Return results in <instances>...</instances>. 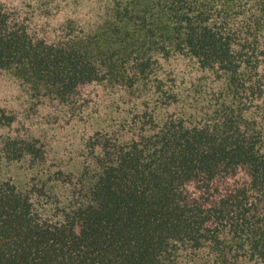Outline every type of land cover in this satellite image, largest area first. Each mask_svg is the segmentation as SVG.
Returning a JSON list of instances; mask_svg holds the SVG:
<instances>
[{
	"label": "trees",
	"instance_id": "obj_1",
	"mask_svg": "<svg viewBox=\"0 0 264 264\" xmlns=\"http://www.w3.org/2000/svg\"><path fill=\"white\" fill-rule=\"evenodd\" d=\"M0 264H264V0H0Z\"/></svg>",
	"mask_w": 264,
	"mask_h": 264
}]
</instances>
